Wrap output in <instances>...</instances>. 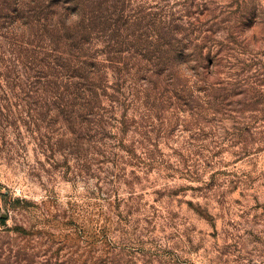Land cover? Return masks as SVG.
I'll return each mask as SVG.
<instances>
[{"label": "rangeland", "instance_id": "rangeland-1", "mask_svg": "<svg viewBox=\"0 0 264 264\" xmlns=\"http://www.w3.org/2000/svg\"><path fill=\"white\" fill-rule=\"evenodd\" d=\"M123 3L132 49L170 27L168 77L81 58L60 0H0V264H264V0ZM77 61L95 123L62 112Z\"/></svg>", "mask_w": 264, "mask_h": 264}, {"label": "trees", "instance_id": "trees-1", "mask_svg": "<svg viewBox=\"0 0 264 264\" xmlns=\"http://www.w3.org/2000/svg\"><path fill=\"white\" fill-rule=\"evenodd\" d=\"M60 1L64 12L62 13V38L68 45L72 43V50L78 55L80 54L79 56H82L84 60L90 59V56L84 52L83 48L89 46L90 41L93 40L92 36H94L101 41L100 44L105 53V57H107L104 60L108 61L109 65L121 63L128 69L127 65L130 59H136L139 62H144L145 72H149L150 78L154 77L158 79L161 77H168L170 75L172 63L175 62L178 55L184 53L178 50V46H175L176 40L169 36L170 27L166 29L164 26L160 27V37L152 33V35L150 34L146 38L153 40V42L157 44L155 49L151 48L148 43L145 44V41H141L142 45H139L140 47L135 46L134 49H132L128 44V39H132V36L129 35L128 37L126 30L132 23L138 21L139 14L138 12L129 14L128 11H125L122 4H124V1L128 0ZM68 16L75 17L76 23L69 24L67 19ZM153 27L151 20L145 25V28L151 31L154 30ZM142 51L144 53H142ZM123 55H132L134 58L126 59V62L116 60ZM201 59L206 60V58ZM115 69L118 70L117 67H115ZM73 70V75L67 78V84L73 81L70 83L73 87V91L70 95L78 99L82 105L80 104L81 108L75 111L77 115L76 118L69 115L71 111L67 112L62 109V112L65 113L64 116L68 119L67 124L72 122L75 124L74 120H77V118L79 123H82L83 118H91L93 123H95V121L98 122L101 114H98L95 108L100 106V99L104 96V93H98L104 92V85L95 81L98 71H95L92 65L79 61H77V65ZM76 81H82L83 85L76 83ZM44 83H47V80ZM53 96L56 98L58 97L55 94H53ZM63 98H65V95H62V99ZM0 221L4 223L3 218H0Z\"/></svg>", "mask_w": 264, "mask_h": 264}]
</instances>
